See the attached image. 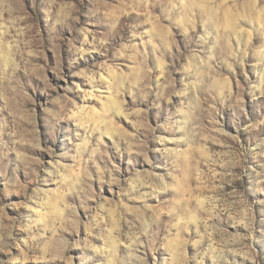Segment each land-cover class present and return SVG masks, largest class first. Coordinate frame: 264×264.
I'll list each match as a JSON object with an SVG mask.
<instances>
[{
	"label": "rangeland",
	"instance_id": "1",
	"mask_svg": "<svg viewBox=\"0 0 264 264\" xmlns=\"http://www.w3.org/2000/svg\"><path fill=\"white\" fill-rule=\"evenodd\" d=\"M0 264H264V0H0Z\"/></svg>",
	"mask_w": 264,
	"mask_h": 264
}]
</instances>
